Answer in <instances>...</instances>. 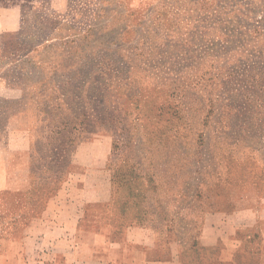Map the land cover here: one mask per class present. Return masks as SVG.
Instances as JSON below:
<instances>
[{"label":"rangeland","instance_id":"1","mask_svg":"<svg viewBox=\"0 0 264 264\" xmlns=\"http://www.w3.org/2000/svg\"><path fill=\"white\" fill-rule=\"evenodd\" d=\"M3 187L141 245L0 264H264V0H0Z\"/></svg>","mask_w":264,"mask_h":264},{"label":"crops","instance_id":"2","mask_svg":"<svg viewBox=\"0 0 264 264\" xmlns=\"http://www.w3.org/2000/svg\"><path fill=\"white\" fill-rule=\"evenodd\" d=\"M4 185L9 179H4ZM15 195L19 200H12L10 196ZM8 196V197H7ZM24 198V201L20 200ZM26 190L19 188L9 189L3 187L0 189V252H13L18 243L24 245L25 252H115V245L135 244L141 245L137 240L132 241H114L115 239L108 234H101L95 231L82 230L78 224L66 216L55 215L53 218L42 215L48 211L54 213L59 209L61 203L51 200L47 197L40 206L29 205L25 199ZM28 208V209H27ZM29 211L27 219L32 220L29 224L28 231L33 237L28 236L25 240H32L40 237V244L35 249L29 250V243L23 238L18 237L12 232L10 221L14 217L25 216L24 210ZM8 227H10L8 229ZM24 240V241H23ZM31 240V241H32ZM127 246V245H126ZM36 264V263H34ZM37 264H44L38 263Z\"/></svg>","mask_w":264,"mask_h":264}]
</instances>
